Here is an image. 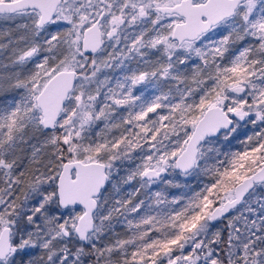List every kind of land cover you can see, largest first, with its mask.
<instances>
[{
	"label": "snow or ice",
	"instance_id": "obj_1",
	"mask_svg": "<svg viewBox=\"0 0 264 264\" xmlns=\"http://www.w3.org/2000/svg\"><path fill=\"white\" fill-rule=\"evenodd\" d=\"M0 264H264V0H0Z\"/></svg>",
	"mask_w": 264,
	"mask_h": 264
}]
</instances>
